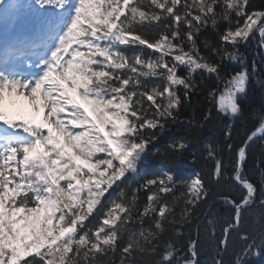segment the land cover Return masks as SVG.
I'll return each instance as SVG.
<instances>
[{
    "label": "snow or ice",
    "instance_id": "6c2138e0",
    "mask_svg": "<svg viewBox=\"0 0 264 264\" xmlns=\"http://www.w3.org/2000/svg\"><path fill=\"white\" fill-rule=\"evenodd\" d=\"M5 3L0 0V6ZM34 3L39 9L52 10L50 23L55 33L41 58L40 72L25 77L0 67V264H111L110 254L118 250L121 233L134 222L137 198L113 204L103 212L97 227L89 228L88 223L101 212L109 190L138 171L148 147L140 134L163 128L162 121L175 119L180 88L188 98L194 85L178 76L179 69H188L190 75L219 73L218 66L199 54L196 38L200 28L217 25L216 9L222 4L221 19L231 24L234 15L237 21L221 40L238 50L256 34L264 40V11L249 12V0ZM168 20L171 25L166 24ZM182 25L188 29L186 36L181 35ZM161 27L168 28L171 36L165 32L150 41L140 34ZM181 40L189 44L190 51L173 43ZM121 47H142L159 55L154 59L140 54L129 57ZM224 59L236 62L240 57L238 51H232ZM153 77L164 81L162 90L144 88V82ZM248 80V73L241 72L227 82L215 97L219 112L232 117L240 114L238 96L246 92ZM145 101L149 102L147 109ZM149 111L152 118H148ZM257 136H264V120L249 141ZM172 147L182 152L186 145ZM209 156L215 159L212 152ZM245 160L246 147H241L231 180L246 195L239 202L227 201L234 208L232 227L236 228L257 193L243 175ZM221 174L217 162L214 177L219 179ZM174 183L171 175L145 183L143 189L149 194L136 222L143 225L145 218L156 219L120 249L122 256L134 257L144 251L145 244L165 232L166 223L175 222L171 219L174 207L162 203V197L174 193ZM185 189L181 219L191 216L189 209L194 210L207 195L199 177ZM260 204L264 205V199ZM229 232L226 228L223 245ZM195 247V243L189 245L191 258L184 264H196ZM174 257V246L169 243L159 264H172Z\"/></svg>",
    "mask_w": 264,
    "mask_h": 264
},
{
    "label": "trees",
    "instance_id": "16d2710c",
    "mask_svg": "<svg viewBox=\"0 0 264 264\" xmlns=\"http://www.w3.org/2000/svg\"><path fill=\"white\" fill-rule=\"evenodd\" d=\"M195 15V9H189ZM181 15L185 9L180 8ZM249 12L264 11V0H249ZM218 23L215 27L209 23L201 27L197 36V48L200 56L210 64L219 67L218 74L198 71L190 75L188 69L181 67L178 76L190 79L194 85L185 99L183 88L178 90L181 104L174 110L175 119L162 121L163 128L146 129L140 138L148 141V147L136 173L129 174L124 180L113 186L103 200L101 212L90 218L89 228L98 226L103 212L114 202L128 203L133 196L137 198V209L134 210V222L129 230L121 233L118 250L110 254L111 264H121L128 260L129 264H159L166 246H174L175 257L172 264H183L191 258L189 245L195 243L197 253L196 264H264V137L253 141L246 149V160L243 163L244 177L257 189L255 202L242 213L238 228L232 227L234 208L229 200L239 202L246 191L231 180L238 164V151L264 120V49L259 47V36L254 35L249 41L234 49L232 45L223 43L221 36L229 28L236 27L237 18L233 15L231 24L221 19L223 5L217 7ZM190 19V17H189ZM243 21H241L242 23ZM166 24L171 25V20ZM188 29L181 26V35L186 36ZM165 32L171 36L166 27L141 31L140 34L150 41L157 40ZM182 44L190 51L189 44L184 41H173ZM129 57L140 54L145 59H154L159 54L142 47L120 49ZM238 51L240 59L236 62L224 59L228 52ZM171 63V58H168ZM247 72L249 76L247 90L238 96L241 112L238 116L224 115L217 110L215 97L224 91L227 82L237 74ZM131 75V73H128ZM161 90L164 81L158 77L149 78L144 88ZM144 90L143 88L140 89ZM215 94V95H214ZM145 101V108L148 107ZM154 111V109L152 110ZM152 111L148 118H152ZM186 145L182 152L173 151L172 146ZM214 154L215 159L209 156ZM219 162L222 174L214 177L215 165ZM171 175L174 178V193L162 197V203L174 207V223L165 224V232L157 234L156 239L145 244L144 251L134 257H124L120 249L126 246L134 235L138 236L141 227L153 226L155 216L145 218L144 224L138 222V210H142L147 201L148 192L143 186L152 179H162ZM199 177L205 185L207 195L191 216L181 219L186 207L181 198L185 185ZM152 191H155L153 189ZM124 193V196H121ZM230 228L227 244L223 245L225 229ZM246 236L247 240H242ZM156 249L153 252V249Z\"/></svg>",
    "mask_w": 264,
    "mask_h": 264
},
{
    "label": "rangeland",
    "instance_id": "374dc122",
    "mask_svg": "<svg viewBox=\"0 0 264 264\" xmlns=\"http://www.w3.org/2000/svg\"><path fill=\"white\" fill-rule=\"evenodd\" d=\"M9 1L11 3V7H10L11 9H10V14L7 19L9 23H8V28L6 31L10 35V38L14 39L17 37V35L14 34V29L16 28V26L14 25H17L22 30L24 29L21 22H22V19H26L27 16L28 17L30 16L31 18L35 20H38V19L42 20L45 18L47 20L49 19L51 20L50 14L52 10L51 9H47V10L39 9L38 7L35 6L34 0H9ZM24 6H27V7L24 8ZM195 14H198L196 10H195ZM42 29L45 30V26L42 27ZM4 32L2 33V36L4 35ZM50 32L52 34H55L54 31H50ZM50 43H51V40H50ZM115 203H118V202H114L113 204Z\"/></svg>",
    "mask_w": 264,
    "mask_h": 264
},
{
    "label": "bare ground",
    "instance_id": "6f19581e",
    "mask_svg": "<svg viewBox=\"0 0 264 264\" xmlns=\"http://www.w3.org/2000/svg\"><path fill=\"white\" fill-rule=\"evenodd\" d=\"M10 3L8 0H6V3L3 5V6H0V23L1 26H0V34L2 35V33L6 30V25H5V18L7 15H9L10 13ZM46 19V18H45ZM50 20V19H49ZM46 22V21H45ZM37 25H34V30L31 29V31H28V32H37ZM30 34V33H29ZM8 39V41H7ZM3 43H5L6 45H8V43L10 42L11 43V40L9 38H6L4 37ZM43 51L42 49L40 50L39 54L37 57H35V59H33L32 61H30L29 65H26L28 68H27V74H25L24 76L27 77L28 75H33V73L37 72V70L34 67L35 64H38L40 61L38 60V58H40V56L42 55Z\"/></svg>",
    "mask_w": 264,
    "mask_h": 264
},
{
    "label": "water",
    "instance_id": "95a60500",
    "mask_svg": "<svg viewBox=\"0 0 264 264\" xmlns=\"http://www.w3.org/2000/svg\"><path fill=\"white\" fill-rule=\"evenodd\" d=\"M259 36V35H258ZM262 45H264V40H262L260 37H259V47H262L263 49H264V46H262ZM262 137H264V136H257V137H255L254 139H252L251 141H249V139L246 141V143H245V145H244V147H246V149L248 148V146L253 142V141H255L256 139H258V138H262ZM244 163V162H243ZM196 261H197V256H196ZM184 264V263H183Z\"/></svg>",
    "mask_w": 264,
    "mask_h": 264
}]
</instances>
